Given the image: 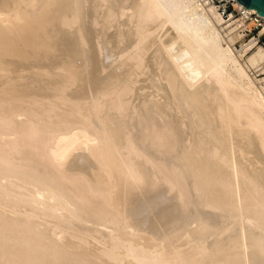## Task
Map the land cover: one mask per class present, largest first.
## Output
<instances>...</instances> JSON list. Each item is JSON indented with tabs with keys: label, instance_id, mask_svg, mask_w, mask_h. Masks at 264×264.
<instances>
[{
	"label": "bare ground",
	"instance_id": "6f19581e",
	"mask_svg": "<svg viewBox=\"0 0 264 264\" xmlns=\"http://www.w3.org/2000/svg\"><path fill=\"white\" fill-rule=\"evenodd\" d=\"M237 1L0 0V264H264Z\"/></svg>",
	"mask_w": 264,
	"mask_h": 264
},
{
	"label": "built area",
	"instance_id": "2783aa9c",
	"mask_svg": "<svg viewBox=\"0 0 264 264\" xmlns=\"http://www.w3.org/2000/svg\"><path fill=\"white\" fill-rule=\"evenodd\" d=\"M218 5L219 10L223 13L226 18L230 15L242 16L245 14V9L238 5L237 0H211ZM250 21H252V26H246L244 32L248 39L256 37L257 41L264 45V15L257 11H251L247 15Z\"/></svg>",
	"mask_w": 264,
	"mask_h": 264
},
{
	"label": "water",
	"instance_id": "95a60500",
	"mask_svg": "<svg viewBox=\"0 0 264 264\" xmlns=\"http://www.w3.org/2000/svg\"><path fill=\"white\" fill-rule=\"evenodd\" d=\"M240 1H242L246 5H251L253 7H256L260 10V12L264 13V0H240Z\"/></svg>",
	"mask_w": 264,
	"mask_h": 264
},
{
	"label": "rangeland",
	"instance_id": "374dc122",
	"mask_svg": "<svg viewBox=\"0 0 264 264\" xmlns=\"http://www.w3.org/2000/svg\"><path fill=\"white\" fill-rule=\"evenodd\" d=\"M217 5V4H216ZM218 6V5H217ZM237 16V15H236ZM252 21H249V26H252ZM246 38H248L247 36H246ZM22 74H24L25 75V73H22ZM23 83H26V82H23ZM26 88H28L27 86H25ZM79 153V152H78ZM76 154L75 153H73V156H75ZM72 156V154L70 155V158H68L67 160H66V163L68 162V160H70V159H72V161H73V157ZM73 157V158H72ZM71 161H69V163H70ZM160 188H157L155 191H158Z\"/></svg>",
	"mask_w": 264,
	"mask_h": 264
}]
</instances>
